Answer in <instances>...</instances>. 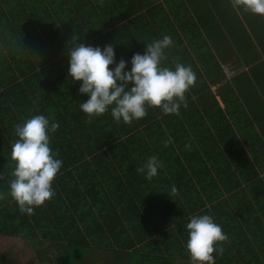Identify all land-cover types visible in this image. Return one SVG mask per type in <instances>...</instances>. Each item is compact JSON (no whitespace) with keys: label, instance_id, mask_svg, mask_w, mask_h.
<instances>
[{"label":"trees","instance_id":"obj_1","mask_svg":"<svg viewBox=\"0 0 264 264\" xmlns=\"http://www.w3.org/2000/svg\"><path fill=\"white\" fill-rule=\"evenodd\" d=\"M75 3L77 8L71 16L58 18L57 23L51 16L49 24L52 21L53 27L61 26L66 33L78 34V42L82 38L88 45L103 47L111 42L116 59L126 61L133 53H143L145 43L167 34L173 43L165 50L162 66L171 68L178 62L190 65L196 79L186 91L178 114L164 115L158 108H148L145 117L129 124H117L108 111L86 122L79 103L87 97L78 95L79 81L71 80L66 86L58 81L63 85L57 86L58 91L63 90L57 96L62 108L56 116L52 113L59 127L50 137V148L62 161L57 182L75 178L78 184L94 188V184L120 175L135 184L141 197L137 198L139 202L134 201L132 212L145 217L165 212L168 224H162L160 229L167 227L166 249L188 254L184 247L187 239L184 225L191 215L209 214L227 236L220 243L223 253L212 254L214 264H264V117L256 123L257 127L251 119L257 114L264 116V86L259 87V79L264 80V60L257 54L252 76L247 73L236 84L231 81L234 77L228 79L224 67L231 64H222V60L236 52L226 42L227 31L215 26V36L208 40L204 32L209 18L200 29L192 17L191 0ZM202 13L203 9L197 15ZM170 19L182 20L186 27L176 31ZM219 20L224 21L222 16ZM214 45L218 47L213 49ZM260 46L264 52V42ZM250 57H246V62ZM48 69L53 72V68ZM44 81L36 77L27 80L25 87L29 91L22 92L23 101H36L44 94L47 87ZM215 86L216 95L212 93ZM242 94H246L245 103L240 101ZM217 97L226 104L225 109L220 107ZM19 99L14 91L0 94V133L4 140L0 150L8 143L3 162L0 159V205L9 207L5 212L0 210V218L12 219L15 231L22 233L34 213L21 214L3 186L8 184V175L11 179L14 166L9 155L11 143L16 139L14 125L20 115L25 118L33 114ZM5 116L12 117L14 125L4 121ZM149 156H155L162 167L156 176L145 179L136 169ZM172 185L176 193H170ZM38 210V218L42 220L41 209ZM171 256L168 252V257Z\"/></svg>","mask_w":264,"mask_h":264},{"label":"crops","instance_id":"obj_2","mask_svg":"<svg viewBox=\"0 0 264 264\" xmlns=\"http://www.w3.org/2000/svg\"><path fill=\"white\" fill-rule=\"evenodd\" d=\"M75 1L0 0V94L16 92L17 100L21 97L18 102L22 101L33 112L30 115L43 114L50 121H53L52 113L54 117L62 108L57 96L63 90L58 91L57 86L63 85L58 81H63L65 86L71 81L66 78L65 42L72 34L61 26L53 27L52 21L50 25L49 17L57 23L56 19L71 16L77 8ZM191 1L192 17L200 29L209 18L204 32L208 40L214 38L216 27L227 31L226 42L236 54L222 60V64H231L237 72L248 70L231 81L236 84L247 73L252 76L254 57L258 54L264 60L260 46L264 42V18L245 12L237 14L229 0ZM202 9L204 13L197 15ZM170 24L176 31L186 27L182 20L170 19ZM171 27L167 23L169 31ZM84 32L85 38L86 29ZM216 47L214 45L213 49ZM249 55L252 57L246 62ZM48 68H53V72ZM35 77L47 82L44 94L36 101H23L22 92L29 91L26 81ZM256 77L258 79L259 75ZM263 81L259 79V87L264 86ZM252 84L258 89L256 82ZM217 90V86L212 87L213 94L216 95ZM244 96L246 94L240 99L243 103ZM262 99L264 101V96ZM217 100L225 109L226 104L218 97ZM20 116L16 119L18 123L27 118ZM5 117L4 121L14 125L12 117ZM263 117L262 114L251 117L253 124L257 127L256 123L263 121ZM3 141L0 133V143ZM7 145L5 143V149L0 150L1 160ZM57 178L58 175L52 181L55 195L42 207L34 208V216L22 229L24 232L15 231L12 219L0 218V264H192L188 254L165 248L167 227L160 229L162 224H168L165 212L146 217L137 216L135 210L132 212L134 201L139 202L137 198L141 197L129 179L124 180L120 175L117 179L109 177L90 188L78 184L75 178L65 182H57ZM3 186L7 191L8 184ZM147 188L151 191L150 185ZM8 208V204L0 205L2 212ZM38 209H41L42 220L38 218ZM168 252L172 253L171 257Z\"/></svg>","mask_w":264,"mask_h":264},{"label":"clouds","instance_id":"obj_3","mask_svg":"<svg viewBox=\"0 0 264 264\" xmlns=\"http://www.w3.org/2000/svg\"><path fill=\"white\" fill-rule=\"evenodd\" d=\"M229 4L237 14L245 12L264 18V0H229ZM78 37L72 34L65 42L66 78L74 83L79 81L77 93L87 97L79 103L86 122L106 111L117 124L142 119L148 108H158L164 115L178 114L196 75L190 65L179 62L171 68L162 66L165 50L173 43L169 35L145 43L143 53H133L127 61L116 59L111 42L103 47L92 46L82 38L78 42ZM58 127L57 122L43 114L30 115L14 125L16 139L9 154L14 166L7 195L21 214L31 215L34 208L55 195L52 181L62 161L50 148V137ZM161 167L155 156H149L136 171L151 179ZM176 191L172 185L170 193ZM184 228V247L192 264H214L213 252L221 255L220 243L227 240L221 226L209 214H194Z\"/></svg>","mask_w":264,"mask_h":264},{"label":"built area","instance_id":"obj_4","mask_svg":"<svg viewBox=\"0 0 264 264\" xmlns=\"http://www.w3.org/2000/svg\"><path fill=\"white\" fill-rule=\"evenodd\" d=\"M224 73L228 79L235 77L237 75V72L230 65L224 67Z\"/></svg>","mask_w":264,"mask_h":264},{"label":"rangeland","instance_id":"obj_5","mask_svg":"<svg viewBox=\"0 0 264 264\" xmlns=\"http://www.w3.org/2000/svg\"><path fill=\"white\" fill-rule=\"evenodd\" d=\"M227 66H229V65H227ZM231 66V65H230ZM232 68H234V66H232Z\"/></svg>","mask_w":264,"mask_h":264}]
</instances>
